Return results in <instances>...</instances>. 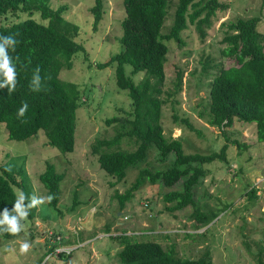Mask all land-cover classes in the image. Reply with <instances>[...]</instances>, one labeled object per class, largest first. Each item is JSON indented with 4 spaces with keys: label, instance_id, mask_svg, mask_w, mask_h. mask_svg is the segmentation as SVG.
I'll use <instances>...</instances> for the list:
<instances>
[{
    "label": "rangeland",
    "instance_id": "obj_1",
    "mask_svg": "<svg viewBox=\"0 0 264 264\" xmlns=\"http://www.w3.org/2000/svg\"><path fill=\"white\" fill-rule=\"evenodd\" d=\"M176 1H170L162 32L172 23ZM221 1L227 7L216 10L210 24L204 27V38L195 24L188 22L181 31L183 43L178 44L173 38L165 40L168 51L161 96L167 100L162 105L161 121L164 135L181 138L186 153L217 151L226 141L225 134L247 146L229 144L226 161L204 163L207 173L193 186L194 204L170 210L163 195L180 188L185 176L172 186L164 185L160 178L153 182L146 178L132 190L123 207L116 194L131 187L140 169L153 172L171 166L173 152L162 156L154 145L150 146L144 159L129 167L123 179L116 180L100 167L97 153L92 150L98 139L111 137L120 129L119 123H107L106 119L124 115L131 107L127 90L115 82L114 65H96L121 48V20L125 15L122 0H102V18L96 29L90 9L94 0H50L53 7L66 4L64 17L80 25L75 39L85 50L77 51L72 67H62L59 75L78 83L84 101L76 109L72 151L62 152L48 144L41 129L36 136L11 139L0 121V164L13 159L23 162L37 202V214L33 220L25 216L18 238L8 240L0 235V264H122L117 255L121 244L114 236L122 232L135 234L138 239L156 240L165 249L172 248L177 256L193 258L209 251L212 264H253L260 248L264 257V141L256 138L255 122L236 118L231 126L224 127V132L208 123L210 80L220 63H233L232 58L222 54L226 24L238 17L259 15L257 29L264 32V0ZM18 13L14 20L27 17L26 11ZM30 16L47 22L37 10ZM207 59L216 65L208 68V74L202 71ZM178 69L182 70V85L177 89ZM125 70L136 81L144 75L132 74L128 63ZM174 113L179 118L186 117L194 129L180 119L174 121ZM137 144L134 136L125 135L118 147L133 150ZM47 161L64 173L57 208L47 203L46 189L38 178ZM15 189L20 195V189ZM197 206L221 210L208 224L197 227L192 215ZM21 212L25 213L23 205ZM31 227L36 230L34 235ZM49 230L59 234L60 240L51 242L47 238ZM55 243L63 246L65 252L59 255L55 250L47 251ZM23 244L29 245L26 252H21ZM71 249L69 255L66 250Z\"/></svg>",
    "mask_w": 264,
    "mask_h": 264
},
{
    "label": "trees",
    "instance_id": "obj_2",
    "mask_svg": "<svg viewBox=\"0 0 264 264\" xmlns=\"http://www.w3.org/2000/svg\"><path fill=\"white\" fill-rule=\"evenodd\" d=\"M170 1L122 0L125 15L121 20V48L107 60L96 63L98 67L114 65L117 86L126 89L131 98V107L124 111V115H113L106 119L107 123H119L120 129L111 137L98 139L93 145L92 150L97 153L100 167L116 180H121L129 167L144 159L150 146L154 145L162 156L171 152L175 155L172 165L163 170L152 172L148 168L140 169L131 187L124 193L116 194L120 207L132 196V190L146 178L152 182L160 178L164 185L172 186L183 176L180 188L164 193L163 199L170 203L166 208L175 210L194 204L193 186L207 173L203 164L215 159L226 161L229 144L234 143L239 148L247 146L245 142L231 139L224 133L226 141L219 150L186 153L181 138L164 135L161 115L167 97L161 94L164 92L162 87L168 51L165 40L173 38L178 44L183 43L181 31L188 26V22L195 24L200 37L204 38V27L210 24L216 10L227 7L221 0H177L172 23L162 32ZM66 7V4L53 7L50 0H0V48L4 49L9 67L14 70V80L9 82L5 70L0 69V121L4 122L9 138L36 136L41 129L46 142L62 152L74 149L76 109L84 101L78 83L62 79L59 75L62 67H72V58L77 51L85 50L84 45L75 39L80 25L63 15ZM90 9L92 25L96 29L102 18V0H94ZM35 10L39 11L41 18L47 19L46 23L30 16ZM19 11H26L27 17L14 20V15L18 16ZM7 14L11 16L7 17ZM259 21V15H252L238 17L226 24L222 37L226 44L222 54L232 58L233 63H220L210 80L208 123L220 127L224 132V127L231 126L236 118L255 122L256 138L264 141V32L257 29ZM3 59L0 57V63H3ZM127 63L131 65L132 74L144 72L141 79L136 81L126 73ZM214 66L207 59L203 62L202 71L208 74V68ZM181 85L182 70L178 69L175 88ZM166 93L170 95V92ZM25 104L27 108L21 114L19 110ZM173 118L174 121H184L194 129L186 117L179 118L174 113ZM125 135L138 140L135 149L118 147ZM63 176L64 173L57 171L55 164L48 161L38 176L46 189L47 203L54 208L58 205ZM15 186L20 189V195ZM34 202L33 187L23 162L17 163L13 159L0 164L2 237L8 240L18 238L25 219L21 218L22 205L26 216L33 220L37 214ZM220 210L195 207L192 215L197 227L208 224ZM5 213L9 218L16 217L20 225L17 233L6 231L9 225L4 220ZM30 231L31 235L36 232L33 227ZM114 236L119 238L121 244L117 255L122 264H212L209 251L198 257H182L153 239H138L135 234L125 232ZM52 248L48 247L47 251ZM70 252L72 249L68 254ZM261 252L262 248L253 264H264Z\"/></svg>",
    "mask_w": 264,
    "mask_h": 264
},
{
    "label": "clouds",
    "instance_id": "obj_3",
    "mask_svg": "<svg viewBox=\"0 0 264 264\" xmlns=\"http://www.w3.org/2000/svg\"><path fill=\"white\" fill-rule=\"evenodd\" d=\"M0 57H4L3 63H0V69L5 70V75L8 77V81L11 82L14 80V70L11 67H9V61L5 56L3 48H0ZM26 108H27V104H25L24 107L19 110V112L22 114L23 111L26 110ZM36 203L37 202H34V205ZM17 208H19V205H17ZM26 215H27V213H22L21 218H24ZM4 220L9 225V227L6 231H9V232L15 234L20 230V225L18 224L16 217L9 218L7 213H5ZM28 248H29L28 244H23L21 246V252H26L28 250Z\"/></svg>",
    "mask_w": 264,
    "mask_h": 264
},
{
    "label": "built area",
    "instance_id": "obj_4",
    "mask_svg": "<svg viewBox=\"0 0 264 264\" xmlns=\"http://www.w3.org/2000/svg\"><path fill=\"white\" fill-rule=\"evenodd\" d=\"M47 238L51 241V242H57L58 240H60V235L59 234H54L53 230H49L48 234H47ZM54 245V244H53ZM49 246V245H48ZM52 246V245H50ZM52 250H55V254H59L60 252H63L65 249L63 246L57 245L55 243V245L53 246ZM69 252V250H66Z\"/></svg>",
    "mask_w": 264,
    "mask_h": 264
}]
</instances>
